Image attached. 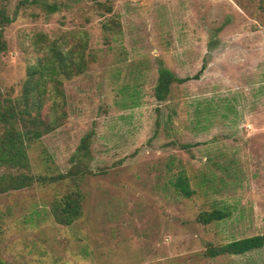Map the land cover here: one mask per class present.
Wrapping results in <instances>:
<instances>
[{
	"label": "rangeland",
	"instance_id": "rangeland-1",
	"mask_svg": "<svg viewBox=\"0 0 264 264\" xmlns=\"http://www.w3.org/2000/svg\"><path fill=\"white\" fill-rule=\"evenodd\" d=\"M0 0V92L16 97L34 36L83 39V74L63 81V125L27 145L32 175L68 171L92 132L82 216L56 224L68 182L0 195L6 264H264V248L210 258L208 248L264 234V0ZM43 4L57 10L45 14ZM98 4L111 8V13ZM117 18L120 32L102 24ZM158 61L179 78L155 101ZM192 196L178 194L179 174ZM226 210L202 225V212Z\"/></svg>",
	"mask_w": 264,
	"mask_h": 264
},
{
	"label": "trees",
	"instance_id": "trees-1",
	"mask_svg": "<svg viewBox=\"0 0 264 264\" xmlns=\"http://www.w3.org/2000/svg\"><path fill=\"white\" fill-rule=\"evenodd\" d=\"M27 0L18 4L23 7ZM98 6L111 13L105 4ZM45 14L54 13V5L43 4ZM16 11L10 16L5 8L0 9V55L7 47L4 39L5 29L15 21ZM104 33L111 35L120 32V25L115 17L108 18L102 24ZM32 46L37 54L34 64L29 65L23 81L21 92L10 97L0 92V195L20 191L34 184L46 185L68 182L70 189L59 199L50 204L53 221L61 226H71L82 216L83 194L80 190L84 178L90 175V143L93 133L85 134L70 157V168L57 176L32 175L27 145L39 141L63 125L67 118L63 92V81L71 80L84 73L88 64L87 43L74 37L48 39L43 34L34 36ZM203 67L193 76L179 78L158 61L157 80L153 97L157 102L168 98L173 85L198 80ZM174 190L189 199L193 191L185 175L179 174L172 183ZM229 216L226 210L202 212L197 222L209 225L220 222ZM264 248V234L234 240L217 247L208 248L206 255L210 258L219 256H242L246 253ZM0 264H6L0 260Z\"/></svg>",
	"mask_w": 264,
	"mask_h": 264
}]
</instances>
